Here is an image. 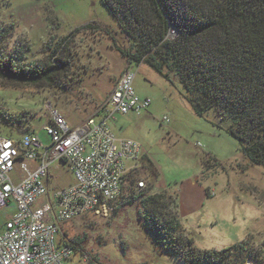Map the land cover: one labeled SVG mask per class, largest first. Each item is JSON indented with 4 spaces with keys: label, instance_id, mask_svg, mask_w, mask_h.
Returning <instances> with one entry per match:
<instances>
[{
    "label": "rangeland",
    "instance_id": "1",
    "mask_svg": "<svg viewBox=\"0 0 264 264\" xmlns=\"http://www.w3.org/2000/svg\"><path fill=\"white\" fill-rule=\"evenodd\" d=\"M93 21L100 28L82 29L65 48L72 66L56 84L14 83L0 77L1 134L18 137L34 131L50 144L44 126L52 122L55 110L72 126L82 123L96 112L128 65L115 45L129 43L102 0H0V54L15 57L20 67L45 61L49 43ZM130 65L135 91L150 96L152 103L140 114L116 112L108 125L117 137L138 140L159 172L155 177L147 160H141V169L130 177L135 183L144 179L150 193L164 191L174 197L172 209L183 235L196 247L221 249L246 239L259 251L264 244V165L249 162L239 141L227 132L230 120L216 108L203 115L194 111L176 73H170V81L145 63ZM131 178L109 217L89 213L61 224L59 238H83V248L74 249L77 264H183L146 228L141 196L131 198V192L139 195L141 190L135 183L128 185ZM71 180L66 163L52 168L51 188ZM10 213L0 210V230Z\"/></svg>",
    "mask_w": 264,
    "mask_h": 264
},
{
    "label": "trees",
    "instance_id": "2",
    "mask_svg": "<svg viewBox=\"0 0 264 264\" xmlns=\"http://www.w3.org/2000/svg\"><path fill=\"white\" fill-rule=\"evenodd\" d=\"M102 2L128 39L126 47L115 45L128 63H145L170 81V73H176L194 111L203 115L216 108L230 120L227 132L239 141L249 162L264 165V0ZM89 28H100L99 23L82 24L54 45L49 43L50 53L43 62L20 67L15 57L0 54V77L14 83L56 84L72 66L65 48L76 33ZM104 30L113 36L109 28ZM141 160H147L157 177L153 160L146 154ZM133 183L131 178L128 185ZM140 190L139 195L131 192V198L141 196L146 228L183 264H242L247 259L264 263V244L254 251L246 239L221 249L196 247L192 238L183 235V225L172 209L174 197L164 191ZM69 241L74 249L83 248L82 237Z\"/></svg>",
    "mask_w": 264,
    "mask_h": 264
},
{
    "label": "built area",
    "instance_id": "3",
    "mask_svg": "<svg viewBox=\"0 0 264 264\" xmlns=\"http://www.w3.org/2000/svg\"><path fill=\"white\" fill-rule=\"evenodd\" d=\"M134 77L128 63L96 112L76 126L53 111L44 126L50 144L34 131L0 133V210H12L0 230V264H77L69 239L59 238L61 224L89 213L109 217L127 177L142 167V144L117 137L108 125L116 112L140 114L150 107L151 97L135 91ZM62 162L73 180L51 188L52 168ZM146 186L144 179L135 183L137 190Z\"/></svg>",
    "mask_w": 264,
    "mask_h": 264
},
{
    "label": "bare ground",
    "instance_id": "4",
    "mask_svg": "<svg viewBox=\"0 0 264 264\" xmlns=\"http://www.w3.org/2000/svg\"><path fill=\"white\" fill-rule=\"evenodd\" d=\"M244 264H257V263L252 260H247Z\"/></svg>",
    "mask_w": 264,
    "mask_h": 264
},
{
    "label": "crops",
    "instance_id": "5",
    "mask_svg": "<svg viewBox=\"0 0 264 264\" xmlns=\"http://www.w3.org/2000/svg\"><path fill=\"white\" fill-rule=\"evenodd\" d=\"M149 158H150V156H149ZM154 164H155V163H154ZM71 181H72V180H71ZM71 181H70V182H71ZM155 185H157V183H155Z\"/></svg>",
    "mask_w": 264,
    "mask_h": 264
}]
</instances>
